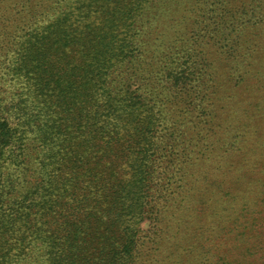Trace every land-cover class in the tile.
<instances>
[{"label": "rangeland", "instance_id": "1", "mask_svg": "<svg viewBox=\"0 0 264 264\" xmlns=\"http://www.w3.org/2000/svg\"><path fill=\"white\" fill-rule=\"evenodd\" d=\"M105 4L131 13L117 20L110 53L122 42L130 46L105 70L102 91L114 104L126 100L115 115L127 118L137 103L150 108L156 126L146 179L137 180L136 154L126 151L129 126L124 129L126 122L118 119L115 126L113 112L103 111L98 121L108 119L105 129L118 139L102 148L101 164L90 157L77 171L75 201L64 219L40 210L32 220L78 218L87 227L102 225L97 232L78 231L62 264H106L111 232L133 242L122 264H264V0H0L2 108L29 91L9 75L29 36L50 59L58 45H66V36L74 37L76 45L61 56L64 68H88L82 62L89 45L76 40H88V31L99 29ZM57 29L62 42L51 35ZM45 35L50 42L42 50ZM92 79L77 74V94L99 95L101 84L95 87ZM33 112L39 127L63 117ZM81 115L77 129L88 118ZM24 142V167L12 177L14 190L0 189V220L7 218L11 194L33 192L42 173L38 162L46 157L41 155L59 143L42 142L36 132ZM10 171L2 167L0 179ZM95 174L101 177L97 185L91 183ZM94 215L100 217L96 223ZM28 240L21 254L7 244L0 264H47V242L31 234Z\"/></svg>", "mask_w": 264, "mask_h": 264}, {"label": "trees", "instance_id": "2", "mask_svg": "<svg viewBox=\"0 0 264 264\" xmlns=\"http://www.w3.org/2000/svg\"><path fill=\"white\" fill-rule=\"evenodd\" d=\"M104 1L106 0H102V2ZM124 16H131L129 10L125 9L123 13H120L115 8H110V4L102 5V25L97 30L88 31L86 36L90 39L87 40L83 32L84 36L76 40L89 45L88 52L84 55L82 62L89 65L85 70L76 69L74 66L64 68L66 63H62L61 56L65 50L76 45L74 37L66 36L63 39L66 45H58L55 48L54 59L46 58L45 51L42 52L37 47V38L31 36L25 40L27 47L23 48L22 55L20 51L15 54V56H21L9 68V75L12 79L15 78L17 82L29 87V91L24 96L11 99L10 106L6 109H3L0 104V169L4 166L12 169L5 179H0V189L14 190L12 177L24 167L25 149L23 145L28 133L36 132L42 142L58 140L59 143L56 144L55 149H46V152L41 155L42 157L46 155V157L38 162L41 164L42 172L40 182L29 196L28 193L14 196L9 192L11 201L7 206V218L0 220V253H3L7 244H9L10 251L18 249L19 254L23 253L29 247L28 236L31 234L47 242V264H62V261L68 260L66 257L74 249L73 244L78 240L76 238L78 231L88 229L97 232L98 228L102 227V225L98 228L96 225L94 227L91 223L92 226L87 227L88 223L78 218L46 220V223L32 219H34V215L39 214L40 210L51 218L64 219L63 212L69 211L75 201L76 190L73 188L76 185L77 171L80 172L84 169V165L86 161L89 163L90 157L92 160L97 159V163L101 164L102 148H111L110 143L118 139L115 136L116 132L109 134L105 129L108 119L105 122H102L101 119L98 121L103 111H107L106 114L113 112L112 119L116 120L115 126L118 125L117 119L126 122L123 126L124 129L126 125L129 126L127 130L129 134L126 135L128 137L126 151L131 155L136 154L138 163L136 177L139 181H145L147 174L144 170L147 169L150 153L154 148L152 129L156 126L151 117V110L143 104L137 103L133 112L130 110H128L129 113L126 112V114L128 113L127 118L119 114L115 115L118 108L125 105L126 100L114 104V101L112 102L111 98L105 96V92L102 91V82L105 83L106 77L105 70L110 66L112 60L115 61L122 57L124 50L130 46L127 42H122L113 53H110L111 45L117 39L115 35V30L118 28L117 20L125 18ZM74 31L70 30V32ZM56 34H58L57 41L62 42L60 29L51 31L52 36ZM49 38L46 35L42 37V50L46 43L50 42ZM82 73L93 75L92 82L95 87L101 84L98 88V91L101 90L99 95H87L82 91L77 94L76 89L74 90L75 78L77 74L82 75ZM79 102L81 104L76 106V103ZM44 106L47 107V110ZM33 107L38 108L39 113L44 111L43 113L46 115L59 112L63 115L62 120L57 125L50 122L45 123L43 125L45 129L42 126L39 127L35 124L39 116H36L37 113L34 114ZM71 112L80 114L72 116ZM81 113L88 114L86 115L88 118L87 121L84 118L83 126L80 127L81 129H77L78 123L75 120L76 118L82 120ZM48 117L51 121L52 117ZM69 128H73L76 134L80 135L68 130ZM54 134L57 136L54 137ZM60 134L64 135L62 139L58 138ZM49 145L48 143L45 147ZM106 153V151L103 152V154ZM98 155L99 157H97ZM92 177L91 183L94 185H97L101 180L98 174ZM116 187L113 185L110 189L115 191ZM35 196H38L37 202H35L36 199H32ZM97 202L100 203V200L97 199ZM3 215L5 216V214ZM94 218L93 223H96L100 217L94 215ZM81 219H85V216H82ZM59 226H61L60 230ZM108 231L110 230L108 229ZM111 234L109 233L110 236L105 239L109 245L106 248L108 251L106 261H104L106 264H122L125 258H130L128 255L133 250V242L127 238L126 234ZM251 256L252 253H250ZM259 256L263 258L262 255L259 254ZM13 257H16V254ZM6 262L7 260L4 261V263ZM71 264H75L74 261Z\"/></svg>", "mask_w": 264, "mask_h": 264}]
</instances>
